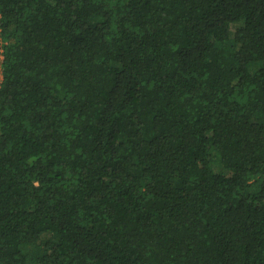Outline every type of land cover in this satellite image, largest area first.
Listing matches in <instances>:
<instances>
[{
    "label": "trees",
    "instance_id": "1",
    "mask_svg": "<svg viewBox=\"0 0 264 264\" xmlns=\"http://www.w3.org/2000/svg\"><path fill=\"white\" fill-rule=\"evenodd\" d=\"M0 264H264V0H0Z\"/></svg>",
    "mask_w": 264,
    "mask_h": 264
}]
</instances>
